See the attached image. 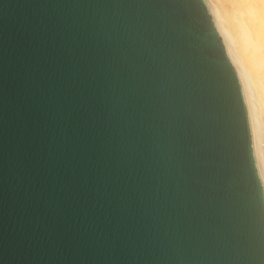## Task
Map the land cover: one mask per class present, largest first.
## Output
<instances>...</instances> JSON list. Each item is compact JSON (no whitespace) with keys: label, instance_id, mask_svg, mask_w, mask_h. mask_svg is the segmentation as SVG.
I'll return each mask as SVG.
<instances>
[{"label":"water","instance_id":"obj_1","mask_svg":"<svg viewBox=\"0 0 264 264\" xmlns=\"http://www.w3.org/2000/svg\"><path fill=\"white\" fill-rule=\"evenodd\" d=\"M0 264H264L204 0H0Z\"/></svg>","mask_w":264,"mask_h":264},{"label":"bare ground","instance_id":"obj_2","mask_svg":"<svg viewBox=\"0 0 264 264\" xmlns=\"http://www.w3.org/2000/svg\"><path fill=\"white\" fill-rule=\"evenodd\" d=\"M204 1L242 87L264 186V5Z\"/></svg>","mask_w":264,"mask_h":264},{"label":"snow or ice","instance_id":"obj_3","mask_svg":"<svg viewBox=\"0 0 264 264\" xmlns=\"http://www.w3.org/2000/svg\"><path fill=\"white\" fill-rule=\"evenodd\" d=\"M227 3H236V4H261L264 5V0H224Z\"/></svg>","mask_w":264,"mask_h":264}]
</instances>
